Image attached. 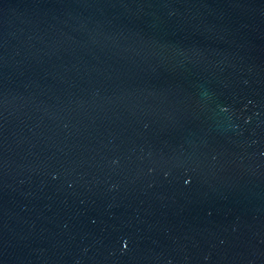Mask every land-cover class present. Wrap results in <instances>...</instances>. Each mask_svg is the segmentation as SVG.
<instances>
[{
    "label": "water",
    "instance_id": "obj_1",
    "mask_svg": "<svg viewBox=\"0 0 264 264\" xmlns=\"http://www.w3.org/2000/svg\"><path fill=\"white\" fill-rule=\"evenodd\" d=\"M0 264H264V0H0Z\"/></svg>",
    "mask_w": 264,
    "mask_h": 264
}]
</instances>
